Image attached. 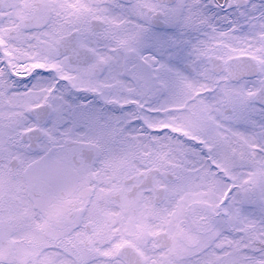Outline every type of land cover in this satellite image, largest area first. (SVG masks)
<instances>
[{
	"label": "snow or ice",
	"instance_id": "obj_1",
	"mask_svg": "<svg viewBox=\"0 0 264 264\" xmlns=\"http://www.w3.org/2000/svg\"><path fill=\"white\" fill-rule=\"evenodd\" d=\"M0 264H264V0H0Z\"/></svg>",
	"mask_w": 264,
	"mask_h": 264
}]
</instances>
